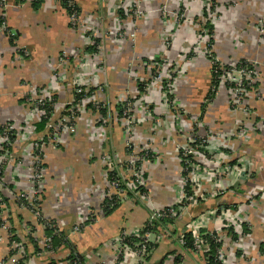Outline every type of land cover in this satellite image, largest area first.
<instances>
[{"label": "crops", "instance_id": "1", "mask_svg": "<svg viewBox=\"0 0 264 264\" xmlns=\"http://www.w3.org/2000/svg\"><path fill=\"white\" fill-rule=\"evenodd\" d=\"M181 1L182 4L190 7L191 16L200 11L202 0ZM235 2V5L225 8L226 16L223 19L225 22L222 32L214 31L213 27L214 56H219L223 62L231 58L237 62H256L255 65L258 68L256 76L258 77L252 89L254 91L256 89L258 94L246 97L245 102L250 111L248 118L231 115L226 95L219 89L211 101L202 102L206 100L211 83L210 73L204 71V69L209 70L207 59H203L200 68L192 71L188 78L189 82L185 88L179 89L177 97L192 112L195 110L200 112L199 123L203 126L204 133L206 131H211L210 134L215 131H226L237 126L247 129L248 139L238 140L236 149L238 153L251 158L249 161L252 162V180L244 184L243 179L239 180L242 174L235 172L230 176L224 175V168L216 167L212 169L214 171L206 174L208 181L212 179L214 188L212 191L216 195L212 197L207 195V200L196 199V202L202 201L201 207L197 203L192 204L188 201L192 193L188 195L189 198L185 197L184 203H180L182 186L178 179L179 177L184 179V173L180 171L181 164L176 159L177 153L175 152L178 148L175 147L176 142L172 139L168 141L171 144L170 147L168 145L166 151L168 153H162L161 145L158 149L160 153H151L157 160L153 165L148 163L145 165L142 176L145 185L137 189L124 186V194L118 198L116 208L104 213L100 211V206L104 192L108 189L110 178L104 160L120 163L128 154L124 145V134L117 128L119 123L117 109L120 105L115 101L116 95L136 90L139 94L137 100L145 102L148 109L153 110L157 104L158 91L153 90L143 96L142 93L146 89L143 87L142 92L139 90V86H144V84L140 78L135 76L140 74V70L136 72L137 64L142 62L143 66H146L154 62L148 59L150 56L155 58L159 52L158 43L162 30V22L156 12L159 0H74L78 11L75 23L70 20V15L67 14L61 0H0V26L3 25L6 29L0 32V137L6 126L12 128L13 134L10 138L13 142L8 149L9 153H16L24 160L32 156V151L27 145L24 146L17 142L16 132L31 123L32 112L28 109L27 99L32 88L47 86L48 89V80L52 75L51 69L58 62H73L77 70L75 79L78 77L80 81H83L82 83L90 81L97 83L102 92L104 91L100 99L106 111L101 112L104 117H102L103 122L96 116L93 118L92 113L85 115L78 122L75 135L65 137L61 148L46 146L42 153L39 150L33 153L44 158L40 193L42 213L45 218L52 220V226L62 234L68 246L67 248L53 246L54 254L48 255L43 253L42 247L36 243L33 247L29 245L24 264H53L54 259L66 263L68 259H63L64 256L73 253L78 256L82 264L103 263L111 258L112 243L119 234L123 232L140 233L152 209L174 205L185 208L186 216L202 217V234H217L223 243L226 239L230 243L231 239H236V235L226 238L228 231L224 229L226 227L224 219L227 217L231 219L234 215L239 216L243 212L242 206L245 207L244 204L246 202L248 204L249 200L255 201V197L259 194L262 197L261 191L264 189V133L257 125L258 122L261 126L264 124V38L259 37L258 31L259 20H264V0H236ZM132 5L138 7L141 12V16L134 22L131 21L134 12L130 9ZM201 15L204 17L203 9ZM116 21L125 25L129 31H137L135 50H132V46L128 43L118 44V40L109 42L108 37L103 36L106 28L113 26ZM176 27L177 24L174 28ZM93 30L94 34L99 35L98 39H103L105 45L102 66H98L99 59L94 55L96 49L93 43L92 45L89 43L97 40L90 36ZM9 32L14 35L9 36ZM188 34H194V29L188 31ZM179 35L181 37H176V42L181 44L184 34L179 33ZM63 52L68 53L67 61L59 57ZM128 68L131 70L130 74ZM203 72L206 75L203 76ZM193 73L201 78L193 80ZM131 80H134L136 85L131 87ZM204 81L206 85L203 87ZM72 93L68 85L63 86L57 97L58 102L72 100ZM163 93L165 102L174 101V96L170 101L166 93ZM42 119H45L44 124H41ZM50 120H53L52 110L48 117H41L40 121L34 125V135L46 136ZM89 127L93 129L90 132H88ZM103 127H106L107 133H102ZM142 128H144L142 130L145 135L148 134L151 140L150 135H154L155 139L158 132H154L149 125L142 126ZM94 130L95 132L91 133ZM161 130L164 132L162 127ZM170 135L172 137V134L168 133V136ZM143 136L144 134L140 135V137ZM220 137L216 136L215 140L219 141ZM173 138L175 140V137ZM208 149L204 148L202 152L205 153H200L201 156H208L215 163L221 164L219 160L224 159L225 153H209ZM188 158L193 161V155L189 154ZM195 160L198 162L200 157L198 156ZM193 163L194 161L191 164ZM16 165L15 159L13 161L6 159L0 166V221L6 219L3 215L7 213L8 222L12 225L9 232L21 234L19 231L25 229L28 232L29 228L33 227L32 230L36 232L31 236H34L36 240L41 235H46L41 225L42 219L40 222H35L33 217L27 215L28 219L23 221L22 216L25 217V215L21 216L18 213L20 217L15 216L14 213L9 214L14 210L11 207L15 192L28 190L32 176L29 166L16 170ZM241 167V164H238L235 169ZM113 172L119 178L123 179L125 176L120 169L115 168ZM225 187L229 188L228 192L224 193L226 195L219 194L222 198L218 197V193H223ZM214 200H218L217 204L222 205L220 211L212 210L210 207L209 204ZM263 200L262 204H254L255 208L251 209L254 225L253 237L256 242L258 241L256 250L250 248L252 256L250 254L251 257L246 256L243 259L238 251L233 250L225 257L227 263L264 264ZM236 205L239 206L236 208ZM4 208L7 211H4ZM222 210L230 211L234 215L225 212L226 215L223 218ZM34 223H36L35 226H33ZM76 224L81 225L78 231L73 229ZM1 225L0 256H3L8 254V243L3 239L4 237L2 238L3 235L6 236L7 229H3ZM183 230L184 223L179 217L155 224L150 231L151 249L148 255L139 260L129 254L125 264H204L199 261L197 257L199 255L196 256L191 253L190 249H185L181 245L180 235ZM46 237L52 238V235H46ZM19 250L18 248L10 253L14 256ZM176 258H179L177 263ZM22 263L23 261L19 264Z\"/></svg>", "mask_w": 264, "mask_h": 264}, {"label": "rangeland", "instance_id": "2", "mask_svg": "<svg viewBox=\"0 0 264 264\" xmlns=\"http://www.w3.org/2000/svg\"><path fill=\"white\" fill-rule=\"evenodd\" d=\"M206 0L200 1V11L196 13V15L191 16V11L190 7L187 5L182 4L181 0H159L158 6L156 7V12L157 15L159 16L160 21L162 22V30L160 34V41L158 43V54L156 55L155 58H152V56L149 57V61H154L148 63L146 66H143L142 62H139L137 64L136 72L140 70V74L138 73V76H135L136 78H140L142 83L144 84V94H149L153 90L158 91L157 95V104H155L154 109L150 110L147 108V104L145 102H139L137 98L139 97V94H137V91L134 90V92H125V93H119L116 95L115 101L117 102L118 105V113L117 117L119 120L117 128L122 131L124 134L123 136L125 137V147L127 149L126 153L127 156L126 158L120 162L117 163L112 160H104V163L106 165L111 164L113 171L116 169H120V171H123L125 175L131 173V169H141V173L143 175V172L145 170V165L148 163L149 165H153L156 163L157 158L155 155L152 156L151 153H160L159 152V146L161 145L162 148V153H168L166 152L171 144L168 141H175L176 145L175 147L178 148V151H175L177 153L176 159L178 162L181 164L180 166V171L183 172V163L184 161V156L187 152L193 154V158H197L198 156L195 155V150H197L195 147H192L189 143V139L192 138H197L199 139V146L201 148H204V142L203 140H215L216 136H221V140L217 141V143L220 144H227L228 147H226L224 150L222 149L221 152L218 151V153H225L224 154V159L221 158L219 160V163H215L210 157L208 156H199L200 160L194 161L195 165L191 166L192 170L191 171V178L190 180V185L191 186V193L194 195L195 198L198 200L201 198H204L207 200V195L212 194L215 195L212 190L213 188V183L212 179L211 181H208L206 174L208 171H214L212 169L214 168H224V174H228L229 176L231 174H235V167L239 164H241V170L243 169V183L245 184L247 181L252 180V172H251V161H249L251 158L249 156L243 155L242 153H238V150L236 149L237 141L240 140H247L248 139V131L244 127H236V128H231L226 131H215L210 134L211 131H202L203 126L200 125L199 119H200V112H192L191 110L188 109V106H185L180 99H178V92L179 89L185 88L187 83L189 82V75H191L192 71L194 69L200 68L199 66L202 65L203 59H207L206 53L208 51L207 48V35H206V29L203 27L204 24L207 22V20L210 19L211 23L214 25V31L216 32H222V26L224 24V17L226 16L225 8H228V6H233L236 4V0H209V2L213 3L214 5V10L212 11L211 9L208 10L207 14L208 17H203L201 15V10L203 9V5L205 6L206 3H204ZM216 5H215V3ZM183 9H180V5ZM202 8V9H201ZM134 10V8H132ZM140 10L138 7H135V11ZM142 11V10H141ZM225 13V14H224ZM130 16V14H129ZM135 15V12H133L132 19L131 21H137V18H139ZM180 21V22H179ZM179 22V24H178ZM114 25L109 28H106L104 31V37H108L109 42H117L119 41L118 44L125 42L128 43V45L132 46V50H135V45H136V34L137 31L131 30L129 31L125 25H122L121 22H114ZM177 24V27L174 28ZM259 26V37L264 38V20L261 19L258 22ZM122 27V28H120ZM182 28L181 30H179ZM194 29V34H188V31ZM86 31H88L86 29ZM185 32V33H184ZM179 33H183L184 38L183 42L181 44H178L176 42V37H181ZM215 33V32H214ZM97 35V37H96ZM92 38L95 37L94 40H97L95 42H92L96 51L95 56L99 59L98 66L103 65V58H104V43L103 39L99 38L98 34H94V30L90 34ZM102 37V36H101ZM215 54V48L213 47L211 50ZM64 54V53H63ZM61 54L59 57H62ZM103 55V57H102ZM216 57V55H215ZM64 58V56L62 57ZM69 58L66 59V61ZM154 59V60H153ZM217 60L220 61L222 65H227L231 64L234 65L236 64L237 60L231 58L225 62H223L220 57H216ZM204 60V61H205ZM208 66L209 70L204 69L206 73H210V62L208 61ZM248 63H252L255 66V80H257L256 74L258 71V68L255 65V61H247ZM206 63V61H205ZM77 64V62H76ZM75 64V65H76ZM73 62H58L57 65L54 66V68L51 69L52 75L48 80V89L46 88L47 86L44 87H34L32 88L28 99L27 103L29 104L28 109L29 111L32 112V120L31 123L26 124L22 129H19L16 134H17V142L20 144H23L24 146L27 145L32 151V156L30 155V158H27L26 160L22 159L21 157H18L16 153H9L7 155H10V157L7 158V161L14 160L17 165L20 167L23 166L25 168L26 166L32 165L33 167H37V165L43 168L44 164V158L43 156H37V154H33L36 152V150L40 153H42V150L46 146H50L53 148H61V145L64 143V138L65 137H73L77 130L78 122L83 119V117L86 115H90L91 113L93 114V118L98 117V119L103 122L102 119V110L105 111V105L103 101L100 99L101 95L104 93L102 92V89L97 86V83L94 82H84L80 81L78 82L77 78L75 79L77 70L75 69ZM97 66V67H98ZM127 70L128 73L130 74L131 70L128 68ZM143 71V72H141ZM206 75L203 72V76ZM226 77V76H225ZM193 80L200 79L201 77H196L195 73L192 74ZM210 78V77H209ZM223 77H221V83L219 90L221 92L224 91L226 95V102L228 103V110L231 115H239L240 117L243 116L245 119L248 118V115L242 113V109L244 107L248 108V105L246 104L245 100L246 97L254 96V94H258L256 92V89L254 91L253 86L249 89L250 91H247L245 93V97L240 99V104H232L234 108L231 106L232 101V92H230L229 89H227L228 85L223 86L222 82ZM131 87L136 85L134 80H131ZM166 83V87L164 86ZM68 85L71 90H72V100H66L64 102L59 103L57 97L59 96V93L62 91L63 86ZM150 85L149 87H147ZM205 81L204 85L205 86ZM97 86V87H96ZM202 86V85H201ZM209 86V85H208ZM104 87V86H103ZM107 87V86H106ZM130 87V88H131ZM100 88V89H99ZM167 88L173 94L174 96V101L171 103L165 102V96L163 95L167 93ZM105 90V89H104ZM80 91V92H78ZM102 92V93H101ZM140 92V91H139ZM121 95L123 97L121 98ZM167 101V98H166ZM165 102V103H163ZM203 103H206L207 101L204 99L202 100ZM141 103V104H140ZM64 105V106H63ZM74 107V108H73ZM48 109H51L53 112V120H50L49 126H47V133L45 134L46 136H36L34 135V125L40 121L41 117H48L49 116V111ZM106 112V111H105ZM104 118V117H103ZM107 119V118H106ZM109 121V119H108ZM74 123V133H69L67 129L69 127H72L71 124ZM149 125L154 132H158L155 136V139L153 138L154 135L148 136V134L145 135L143 132L142 126ZM259 125V128H261V125ZM111 128L113 127L112 125ZM161 127L164 129V132L161 130ZM90 128V127H89ZM92 127L88 129V132H90ZM241 130L245 131V135L243 137L239 136V132ZM95 132L92 131L91 133ZM106 132L107 129L106 127L102 128V133ZM172 134L168 136V133ZM219 132V133H218ZM144 134L143 137H140V135ZM220 134V135H219ZM94 136V134H92ZM171 139H170V138ZM175 137V140L174 138ZM147 140V141H145ZM151 140V141H150ZM16 143V141H15ZM202 143V144H201ZM154 144V145H153ZM156 145V147H155ZM214 145V144H213ZM157 148V149H156ZM200 151V150H198ZM200 153H203L202 150ZM205 153V152H204ZM203 153V154H204ZM223 155V154H222ZM106 159V158H105ZM6 160V159H5ZM217 161V160H216ZM150 162V163H149ZM117 163V164H116ZM199 167V168H198ZM198 169V171H197ZM44 170V169H43ZM44 171L42 172L43 175ZM114 173V172H113ZM213 173V172H211ZM251 173V175H250ZM116 176V175H115ZM216 176V175H215ZM119 178V176H117ZM203 178V179H202ZM110 179V178H109ZM143 179V178H142ZM222 181V179L220 180ZM178 182L184 183L183 177H179ZM227 183V182H226ZM228 184H230L228 182ZM145 185L144 180H143V186ZM187 185V184H186ZM196 185H199V189L197 191V188L195 187ZM238 185V184H237ZM142 186V187H143ZM235 186V185H234ZM185 185L181 187L184 188ZM229 188L227 189L226 187L224 188L223 193L220 192L218 193V197H221L219 194H224L225 192L227 193ZM109 190L106 189L104 194H106ZM262 192V197L259 196L255 197V201L249 200L248 204L247 202L244 204L243 207V212L238 216L234 215V213L228 212L231 216L232 221L231 225L227 220L224 219V225H230V227L224 228L227 230L226 238L232 235H236V239H231V243L226 239L224 242L223 250L224 251V256L229 255L233 250H236L240 253V257L245 258L246 256L251 257L252 252L250 253V248H255L258 246L257 242L254 240V225H253V220L251 217V209L255 208L254 204H262V200L264 199V189L261 191ZM41 193V187L39 189L38 197L36 195L34 196L36 201L38 198L39 206H36L39 208L33 207V205L29 206L27 208L25 206V203H27L26 200L22 199L19 204H18V198L19 196L23 197L26 196L28 199H32V191L31 189H28L26 191H16L14 199L12 200V207L14 210L13 212L9 213L10 215L12 213L16 215H25V217L22 216L23 221L25 219L27 220L29 215L30 217H33L35 222H40L41 219L43 220V223L41 225L43 227L51 228L52 224L49 218H45L43 215V209L41 207L42 205V199L40 196ZM185 194V193H184ZM226 195V194H224ZM223 195V196H224ZM217 197V198H218ZM258 197H260L258 199ZM121 198V197H119ZM216 199V198H215ZM219 199V198H218ZM184 199H181L180 196V203H184ZM189 202H193V200L188 199ZM218 200H214V202H211L209 205L212 208V210L217 209L220 211V207L222 208V205L219 203L217 204ZM103 202V201H102ZM264 202V200H263ZM202 203V201H197V204ZM4 206V204H1ZM213 206V207H212ZM239 205H236V208ZM201 207V206H200ZM101 208V206H100ZM4 211H7L6 208H4ZM201 212V211H200ZM19 213V214H18ZM19 215V216H20ZM197 215V213H196ZM6 219V228L7 233L6 236H2L3 239L7 240V249H8V254L3 255L2 257L4 260L2 261V264H19L20 262L23 261L22 264H24V261L26 262V251L27 247L29 248V245L33 247V244L36 243L39 247L43 245V242L41 241L42 238H44V234L41 235L40 238H37L35 240L33 227L29 228V231L26 232L25 229L22 231H19L21 234L9 232L11 229L12 225L9 223L8 219L9 216L8 214L3 215ZM20 216V217H21ZM40 217V219H38ZM191 216H186L183 215L181 219L183 221L188 220ZM18 219V217H16ZM2 221V219H1ZM0 221V222H1ZM2 224V222L0 223ZM36 223H34L33 226H35ZM2 226V225H1ZM21 226V225H20ZM81 225L76 224V226H73L74 231H78L79 227ZM44 228V229H45ZM235 228L238 229V232H235ZM18 229V228H17ZM22 229V228H20ZM4 230V231H5ZM43 233V232H41ZM54 233L58 234L59 231L55 230ZM53 233V235H54ZM231 233V234H230ZM239 234V235H238ZM264 238V237H263ZM16 239H18V242H16ZM12 240V241H11ZM239 243L240 247L237 248L236 242ZM264 243V240H263ZM20 249L18 253L14 254V256L10 253V251H15L16 249ZM249 249V250H248ZM254 250V251H255ZM13 253V252H12ZM28 254V253H27ZM251 254V256H250ZM200 262H204V257L201 256L200 254H195ZM254 255V254H253ZM61 257V256H60ZM66 257V256H64ZM255 257V255H254ZM60 262V261H59ZM223 264H229L227 263L226 258L223 259Z\"/></svg>", "mask_w": 264, "mask_h": 264}, {"label": "built area", "instance_id": "3", "mask_svg": "<svg viewBox=\"0 0 264 264\" xmlns=\"http://www.w3.org/2000/svg\"><path fill=\"white\" fill-rule=\"evenodd\" d=\"M66 3H67V9L69 11L68 13H69L70 18H71L70 20L73 23H75L77 21L78 11H77L76 6L74 4V0H66ZM204 3H206L205 6L203 5V11L205 13L204 17L205 16L208 17V14H207L208 10L211 9L213 11L215 7H214L213 3L209 2V0H206ZM132 8H134L135 15L138 17V15H140V13H141L140 10L135 11L134 5H132L130 7L131 10H132ZM130 9H128V10H130ZM206 21L209 24H212L210 19L209 20L206 19ZM213 27H214V25H213ZM4 31H6V29L4 28L3 25H1L0 26V32H4ZM8 35L11 36V35H14V33L9 32ZM206 35H207V38L209 41V36L207 34V31H206ZM208 41H207V43H208ZM89 43L92 45V42H89ZM207 48H208V45H207ZM212 48H213V46L211 48H208V51L206 53V57H207V55L211 56L212 54H214L211 51ZM63 53H62L63 54L62 57L64 56V58H62V57L61 58H62V60L65 61L67 59L68 53L67 52H63ZM208 61L210 62V68L213 65V63H219V65H220L221 74L219 76V82H218L219 85L217 87L216 93L218 92V89L220 87L221 77H223L224 80H222V82H223L222 84H223V86L228 85L227 89H229L230 92H232V97H231L232 101H230V102H231L232 108L235 109V107L233 105L234 104H237V105L240 104V99H242L243 97L246 96L245 93L252 87V85L255 82L254 81L255 80L254 79L255 78L254 77L255 76L254 64L248 63L247 61H243V62H236V64H234V65H231V64L222 65L220 63V61L216 59L215 56L212 57ZM77 80H78V82H80V79L78 77H77ZM78 92H80V91H78ZM168 93H171V92L167 88L166 94H168ZM242 113L249 115L250 111L248 108L244 107L242 109ZM71 126L72 127H69L67 129V131L68 132L70 131L69 133L72 134L75 132L74 123H72ZM260 129L264 133V124H262ZM12 131L13 130L11 127L6 126L3 129L2 136L0 137V166H1V163L5 159L10 157V155H7V154H9L8 149L13 142L10 138V136H12V134H13ZM243 135H245V131L241 130L239 132V136L243 137ZM220 140H221V138H220ZM195 142L197 143V142H201V141H199V139H197V138H194V139L192 138V140L190 138L188 144H191V146H192V144ZM203 142H204L203 145L206 146L204 148H209L208 149V150H210V151H208L209 153H218V151H222V149L224 150L226 147H228L227 144L221 145L220 143H217L216 140L208 139V140H203ZM199 145L200 144H198L196 146H192V147H195L197 149L194 151L195 152L194 156H196V155L201 156V154H200L201 150L200 151H198V150L204 149V148L198 147ZM189 154L193 155L192 153L187 152L184 156L185 160L182 161L183 173H184V183H182V186L185 185V187L186 186L189 187V190H186L185 187L181 189L180 196H181V199H184V200H185V197L189 198L188 195L191 192V186H189L190 183H192V182H190V180H192L190 174H191V171H193L191 166L195 165V162L193 164H191V163L193 161H197V160H195L196 158L195 159L193 158V161H190L191 158H188ZM15 168H16V170H18V168H23V166L20 167L19 165H16ZM107 169H108V173H109L108 177H110V179L108 180V190L109 191L106 194H104L103 199H102L103 202H102L101 206H103L104 201H108L111 203V205H114L117 202L118 198L124 194V191H125L124 186L132 188V189H137V188L143 186V179H142L143 175L141 173V169H135V168L131 169V173L125 175L123 177V179L118 178L115 175H112L113 169H112L111 164L107 165ZM243 169L244 168H242V170L241 169H235L236 173H238L239 175L242 174V176L239 177V180L243 179V176H244L242 173ZM30 170H31L32 176H31L29 189H31L32 194H33L32 199H28L24 195H23V197L19 196L17 198H18V204L20 202H22L21 201L22 199H24L27 201V203H25V206L27 208H29V206L33 205V207H35V210H36V208H38L36 206H39V202H37L38 198L36 201L34 196L36 195V197H38L37 195L39 193V189H40V187H42L41 184L43 181V175H42L43 168L41 166L39 167L38 165H37V167H33L32 165H30ZM193 172H195V171H193ZM209 172L210 171H208V173ZM0 175H1V167H0ZM195 187L197 188V191H198L200 186L196 185ZM212 192L214 193V191H212ZM209 196L212 197V194L209 193ZM189 199L193 200L192 204L197 203L196 202L197 198H195L193 194L191 195V197ZM38 210H39V208H38ZM100 211H103L102 207L100 208ZM222 212H223V218H225L226 213L230 212V211L222 210ZM186 214H187V211L185 208H182V207L176 206V205L168 206L166 208H161V209H152V211L149 214L148 221L146 222V224L144 225V227L140 231V233L130 234L127 232H123V233L119 234L115 238L114 242L112 243L111 258H108L106 261H104L105 263L103 262L100 264H125L127 255H129V254H131V256H133L139 260L145 258L146 255H148L149 250L151 249L149 236H150V231H151L152 227L157 223L158 224L164 223V222L169 221V220L177 219L178 217L181 218L183 215H186ZM225 220H227L229 222V224L231 225L232 218L228 219V217H227V218H225ZM1 222H2V228L5 229L7 226L6 220L3 219ZM183 223H184V230H183L182 234L180 235L181 245L183 247L185 246L184 235L189 234L191 236V239H192V249H190L191 253L200 254L201 256H205L204 262L207 264V261L210 257V254H209L210 248H209V245H208L205 237L209 236L212 238V240L215 243L220 244V246L216 248V254H215L216 258L215 259H217V261L220 264H222L223 259H225L224 251H222L224 243L222 242L221 237L218 236L217 234H215V235L214 234H208L207 235V234L201 233V228H202V223H203L202 217H200V216L199 217H190L188 220L183 221ZM230 225L229 226L226 225L225 228L230 227ZM44 228L45 227H43V229ZM234 230H235V232H238L237 228H235ZM51 240H52L51 237L45 236L44 238H42L43 245L41 246L42 247L41 251L43 253L48 254V255L54 254V252H53L54 247L52 245ZM236 246H237V248H239L240 247L239 243L236 242ZM67 256L71 257V258L66 260L68 258ZM67 256L65 258H63L66 260V263H64L63 261L59 262L58 260L54 259L53 264H82V261H80L78 256L74 255V253L68 254ZM3 260H4V258L2 256H0V264H2Z\"/></svg>", "mask_w": 264, "mask_h": 264}, {"label": "trees", "instance_id": "4", "mask_svg": "<svg viewBox=\"0 0 264 264\" xmlns=\"http://www.w3.org/2000/svg\"><path fill=\"white\" fill-rule=\"evenodd\" d=\"M61 3L63 5V7L66 9L67 14H68L69 11L67 9L66 0H61ZM204 15H205V13H204ZM204 27L206 28L207 34L209 36V41H208L207 45H208V48H211L213 46V38H212V36H213V25L212 24H209L207 22L204 25ZM9 38H10V40H12L11 37H9ZM212 57H214V54H212L211 56H208L207 55V59L208 60H210ZM241 62H243V61H241ZM220 74H221V69H220L219 63H213V65L210 68V76H211L210 88H209V92H208L207 97H206V101H208V102L211 101L214 98L215 94H216V90H217V87L219 85L218 82H219V76H220ZM164 86L166 87V83H165ZM143 89L144 88H143L142 85L139 86V90L141 92L143 91ZM166 96L168 97V99H170V101L173 98V95L171 93L166 94ZM48 111H49V115H50L51 109L50 110L48 109ZM102 112H103V110H102ZM44 123H45V119H42L41 120V124H44ZM198 144H199V142H197V143L195 142V143L192 144V146H196ZM199 150H202L203 151V149H199ZM112 175H114V174H112ZM185 188H186V190L189 189L188 186H186ZM189 194H191V192ZM116 206H117L116 203L114 205H111L110 202L104 201L103 206H102V209H103L104 213H108L109 211L115 209ZM55 230H57V229L54 226H52L51 228H47V227L45 228L46 235H49V236L52 235V245L54 247H59V246L62 247L63 246L64 248H67L68 242L65 239H63L64 237L62 236V234H60V233L57 234L56 233L57 236L56 235H53V233H54ZM205 239H206V241H207V243L209 245V248H210V252H209L210 257H209V259L207 261V264H220L217 261V259H215L216 258L215 257L216 248L219 247L220 244L215 243L212 240V238L209 237V236H206ZM184 241H185L184 248L185 249H192V239H191V236L189 234L184 235ZM70 258L71 257H68L67 259H70ZM178 261H179V258H176L175 259V262L177 263Z\"/></svg>", "mask_w": 264, "mask_h": 264}]
</instances>
